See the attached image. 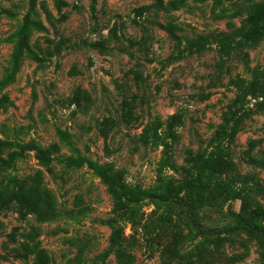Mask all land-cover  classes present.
I'll return each mask as SVG.
<instances>
[{
  "label": "rangeland",
  "instance_id": "rangeland-1",
  "mask_svg": "<svg viewBox=\"0 0 264 264\" xmlns=\"http://www.w3.org/2000/svg\"><path fill=\"white\" fill-rule=\"evenodd\" d=\"M105 119L118 124L107 141ZM148 122L155 146L137 143ZM0 141L13 187L41 172L61 212L1 213L0 264H116L105 222L129 210L90 163L155 188L120 223L133 264H264L249 232L264 216L242 212L241 188L159 185L182 179L163 157L189 169L221 146L264 187V0H0Z\"/></svg>",
  "mask_w": 264,
  "mask_h": 264
},
{
  "label": "trees",
  "instance_id": "trees-1",
  "mask_svg": "<svg viewBox=\"0 0 264 264\" xmlns=\"http://www.w3.org/2000/svg\"><path fill=\"white\" fill-rule=\"evenodd\" d=\"M74 99L71 105L78 103L76 96ZM155 125V122H148L143 127L141 134L137 136L138 144L144 146L157 145L160 136ZM117 126L118 124L114 120L105 119L98 128V134L104 141H107L111 131ZM9 149V144L0 141V214L13 212L20 215H42L48 220L59 218L61 212L57 199L41 179V172H36L34 176L21 180L17 190L13 187L9 170L15 161V155ZM216 150L210 156L211 159L205 160L204 163L193 160L192 163L197 164V166L189 169L184 165L178 166L172 158L163 157L160 160V171H173L175 175L182 177V182L176 181L172 176L160 173L159 185L168 187L176 182L174 185L177 184L185 192H194L200 189V191L218 194H225L230 189L239 187L243 191L242 212L249 213L252 217L264 216V187L259 180L255 176H242L240 173H236L235 170H232L233 163L222 156L223 148L218 146ZM90 165L89 169L95 173L110 194L113 206L118 209L129 210L123 216L109 218L105 224L110 229L109 247L114 252L116 264H133L134 246L132 241L135 238L133 236L124 238L121 234L120 223H127L132 219L138 213L141 203L148 198L149 193L155 191V188L154 190H142L126 184L124 171L117 170L112 163L102 165L90 163ZM213 172L220 178L215 183L206 178ZM190 177L194 179L189 182L187 179ZM253 193L259 198L258 200L255 199V207L251 206L254 201ZM249 232L259 239L264 250V230L249 226Z\"/></svg>",
  "mask_w": 264,
  "mask_h": 264
}]
</instances>
